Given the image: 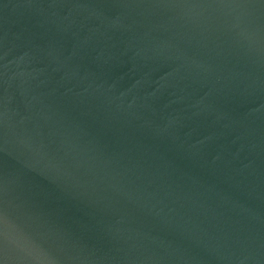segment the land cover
I'll return each mask as SVG.
<instances>
[{
	"label": "water",
	"instance_id": "1",
	"mask_svg": "<svg viewBox=\"0 0 264 264\" xmlns=\"http://www.w3.org/2000/svg\"><path fill=\"white\" fill-rule=\"evenodd\" d=\"M0 264H264V0H0Z\"/></svg>",
	"mask_w": 264,
	"mask_h": 264
}]
</instances>
